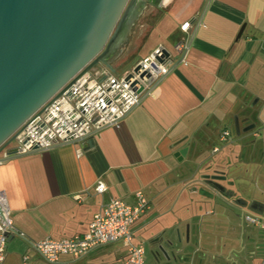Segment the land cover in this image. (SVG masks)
<instances>
[{"label": "crops", "instance_id": "0c3cea01", "mask_svg": "<svg viewBox=\"0 0 264 264\" xmlns=\"http://www.w3.org/2000/svg\"><path fill=\"white\" fill-rule=\"evenodd\" d=\"M140 17L145 32L127 57L136 54L138 62L162 48L173 59L140 105L118 127L95 132L92 147L87 140L59 143L0 161V191L16 230L7 237L6 264H23L25 254L26 264H40L31 243L83 234L95 213L111 201L131 203L137 191L149 209L131 229L138 242L148 244L150 264H264V238L240 220L245 210L253 212L241 199H252L253 209L264 203V181L253 175L252 161L257 138L264 149V126L258 125L264 120L246 111L243 98L247 86H264V0H160ZM184 23L190 28L182 31ZM158 30L164 38L139 54ZM179 43L187 47L181 55ZM248 92L254 96L256 90ZM223 131L230 133L224 143ZM248 135L255 138L251 144ZM215 171L232 201L198 192ZM98 182L106 187L102 194L96 192ZM246 183L249 189L242 187ZM125 260L124 247L114 243L84 257L62 256L56 264Z\"/></svg>", "mask_w": 264, "mask_h": 264}, {"label": "water", "instance_id": "95a60500", "mask_svg": "<svg viewBox=\"0 0 264 264\" xmlns=\"http://www.w3.org/2000/svg\"><path fill=\"white\" fill-rule=\"evenodd\" d=\"M159 1L0 0V161L24 155L9 146L25 122L73 80L99 67L114 72L111 61L118 57L144 5ZM243 30L244 25L237 40ZM138 70L137 66L133 72ZM150 83L151 79L146 82ZM234 127L239 136L236 118ZM87 144L93 146L92 136ZM40 151L34 147L28 153ZM220 178L206 177L198 192L208 199L214 195L232 199L213 182ZM207 189L212 194L207 195Z\"/></svg>", "mask_w": 264, "mask_h": 264}, {"label": "built area", "instance_id": "2783aa9c", "mask_svg": "<svg viewBox=\"0 0 264 264\" xmlns=\"http://www.w3.org/2000/svg\"><path fill=\"white\" fill-rule=\"evenodd\" d=\"M190 28L184 23L181 30ZM181 55L186 52L184 43L176 46ZM157 48L145 59L138 61L130 70L117 76L105 67L92 69L78 78L59 95L52 97L24 124L11 143L10 151L18 154L30 152L34 147L42 150L64 143H82L95 132L109 127H118L120 121L139 106L142 95L159 81L169 70L172 55ZM139 67L137 73L133 70ZM127 76H130L126 80ZM151 79L150 84H146ZM135 85L133 86V84ZM142 88L139 93L138 90ZM229 131H223L220 142H227ZM106 187L98 182L96 192L102 194ZM149 209V202L141 191L133 195V201H111L95 213L86 232L65 239H44L31 243L30 248L48 264H56L62 256L84 257L98 247L121 243L126 251L125 264H147L145 248L138 242L132 225ZM249 224H259L258 218L245 215ZM16 233L11 218L7 197L0 191V264H6V234ZM29 255L22 257L26 264Z\"/></svg>", "mask_w": 264, "mask_h": 264}, {"label": "rangeland", "instance_id": "374dc122", "mask_svg": "<svg viewBox=\"0 0 264 264\" xmlns=\"http://www.w3.org/2000/svg\"><path fill=\"white\" fill-rule=\"evenodd\" d=\"M149 11H152L149 10ZM133 32L134 34L132 36H128L127 39H126V42L123 43L120 47H119V55L116 59H113L111 61V65H114V74L117 75V76H121L123 75L127 70H130L137 62L138 60V57L136 54H133L132 56L130 57H127L128 54H130V52L135 48L136 46V43L138 41V39L143 36L144 32H145V24H143V20H142V17H140L135 25L133 26ZM164 33H162V31L158 30L157 32H154L152 34V36L150 37V39L148 40L147 44L143 47V49H140L138 50V53L140 54H143V53H146L148 52L156 43H158L160 40H162L164 37ZM130 37V38H129ZM127 57V58H126ZM246 91H244L243 95H244V100L245 102H247V106H246V111L251 115V116H256V118H258V114H261V117L262 119L264 120V86H257V87H250V86H247L246 87ZM255 89L256 92H255V95H251V92L249 93L248 90L249 89ZM260 116V115H259ZM235 122V117L233 118V123ZM260 127L264 126V124H261L259 123L258 124ZM264 130V129H262ZM232 135L233 137L236 139L237 137L234 136L236 135L235 134V130L233 129L232 130ZM246 141L251 144L255 138H252L251 135L247 136L246 137ZM261 138H257L256 140V144H255V147L257 149V153L256 155L253 157V162L255 163V167H254V172H253V175H256L257 177L260 176L263 181H264V155L261 156L262 152H264V149L262 147V143H261ZM237 140V139H236ZM261 143V144H260ZM218 146L220 147V143H218ZM260 152V154H259ZM263 157V158H262ZM223 166H219V167H216V170H222L224 168H222ZM212 172H213V169H212ZM214 176H219L221 175L220 171H215L214 172ZM249 175V176H248ZM247 176L248 178L252 177V172L249 173ZM214 183H217L218 185L220 184V182H217L216 180H213ZM225 183V182H224ZM227 184H225L224 186H226ZM242 187H244V189H249V184H245V185H242ZM250 198L248 199H241V200H245L244 203H242V207L244 209H249V207H251V210H253V200L251 199V201L249 200ZM231 201L233 199H230ZM216 204V203H215ZM218 205V203H217ZM260 205L262 207H259L262 209V211L264 210V203H260ZM237 215V214H236ZM236 221H239L240 220L242 221V223L244 224H247L251 227H260L262 225H264V222H261L259 221V224H256V225H253V224H249L247 222V220L245 219L246 216L244 215V213H242L241 215V219L239 220V216L237 215L236 216ZM256 233H260L258 235V237H261V238H264V232H261V231H257L256 230ZM145 245V248H146V259H147V264H150L149 262V258H150V255L152 254L151 251H150V248L148 246V244L144 243ZM40 264H48V263H45V262H41Z\"/></svg>", "mask_w": 264, "mask_h": 264}, {"label": "flooded vegetation", "instance_id": "af4514ba", "mask_svg": "<svg viewBox=\"0 0 264 264\" xmlns=\"http://www.w3.org/2000/svg\"><path fill=\"white\" fill-rule=\"evenodd\" d=\"M147 5H148V3L144 5L145 9H146ZM243 213H244V215L254 216V217L258 218L259 221L264 222V210L262 211L261 208L256 207L255 209H253V212L250 210L249 211L245 210ZM256 228H257V231L259 230L261 232H264V225H262L260 227H256Z\"/></svg>", "mask_w": 264, "mask_h": 264}]
</instances>
